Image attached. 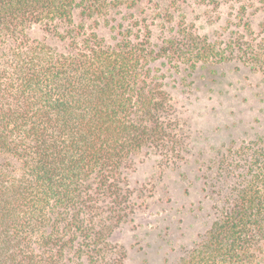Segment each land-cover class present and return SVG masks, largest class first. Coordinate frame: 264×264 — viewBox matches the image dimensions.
Masks as SVG:
<instances>
[{
  "label": "trees",
  "instance_id": "16d2710c",
  "mask_svg": "<svg viewBox=\"0 0 264 264\" xmlns=\"http://www.w3.org/2000/svg\"><path fill=\"white\" fill-rule=\"evenodd\" d=\"M136 4L0 0V264H126L114 237L139 206L129 172L140 157L183 158L184 130L156 64L190 77L237 45L178 31L152 47L149 32L116 18ZM213 166L222 208L180 264H264V137Z\"/></svg>",
  "mask_w": 264,
  "mask_h": 264
},
{
  "label": "rangeland",
  "instance_id": "374dc122",
  "mask_svg": "<svg viewBox=\"0 0 264 264\" xmlns=\"http://www.w3.org/2000/svg\"><path fill=\"white\" fill-rule=\"evenodd\" d=\"M242 4L247 11L236 17L233 7ZM116 18L133 23L135 35L149 32L152 47L166 44L178 31L207 38L221 49L237 45L226 62L200 65L190 77L156 64L177 108L186 147L175 165L153 156L135 162L129 185L139 206L114 242L126 252V264H180L222 208L224 181L218 182L213 161L264 137V5L255 0H225L219 6L213 0H137L134 9L119 10ZM98 31L107 40L112 35L106 27ZM31 36L40 38L43 32L37 28Z\"/></svg>",
  "mask_w": 264,
  "mask_h": 264
}]
</instances>
